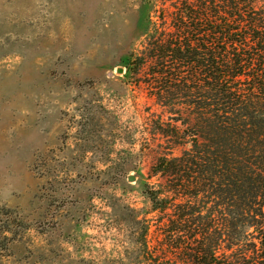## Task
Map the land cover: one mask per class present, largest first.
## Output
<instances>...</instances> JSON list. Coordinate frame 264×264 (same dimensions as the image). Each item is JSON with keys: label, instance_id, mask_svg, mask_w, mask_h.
<instances>
[{"label": "rangeland", "instance_id": "rangeland-1", "mask_svg": "<svg viewBox=\"0 0 264 264\" xmlns=\"http://www.w3.org/2000/svg\"><path fill=\"white\" fill-rule=\"evenodd\" d=\"M148 2L0 0V264H164L147 185L182 148L126 75Z\"/></svg>", "mask_w": 264, "mask_h": 264}, {"label": "trees", "instance_id": "trees-1", "mask_svg": "<svg viewBox=\"0 0 264 264\" xmlns=\"http://www.w3.org/2000/svg\"><path fill=\"white\" fill-rule=\"evenodd\" d=\"M157 2L126 75L182 148L150 168L159 259L264 264V0Z\"/></svg>", "mask_w": 264, "mask_h": 264}, {"label": "water", "instance_id": "water-1", "mask_svg": "<svg viewBox=\"0 0 264 264\" xmlns=\"http://www.w3.org/2000/svg\"><path fill=\"white\" fill-rule=\"evenodd\" d=\"M118 72H122V69L121 68H119L118 69ZM133 178H130V180H132Z\"/></svg>", "mask_w": 264, "mask_h": 264}]
</instances>
